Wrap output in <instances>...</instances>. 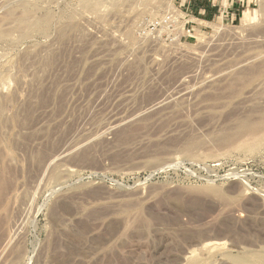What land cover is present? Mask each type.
Masks as SVG:
<instances>
[{"label":"rangeland","instance_id":"1","mask_svg":"<svg viewBox=\"0 0 264 264\" xmlns=\"http://www.w3.org/2000/svg\"><path fill=\"white\" fill-rule=\"evenodd\" d=\"M195 1L0 0V264H264V0Z\"/></svg>","mask_w":264,"mask_h":264},{"label":"crops","instance_id":"2","mask_svg":"<svg viewBox=\"0 0 264 264\" xmlns=\"http://www.w3.org/2000/svg\"><path fill=\"white\" fill-rule=\"evenodd\" d=\"M192 9L194 10V12H197L198 14L203 13H207L210 16L215 15L217 12V8L215 6L214 3L208 1V2H204V1H195L192 4Z\"/></svg>","mask_w":264,"mask_h":264},{"label":"bare ground","instance_id":"3","mask_svg":"<svg viewBox=\"0 0 264 264\" xmlns=\"http://www.w3.org/2000/svg\"><path fill=\"white\" fill-rule=\"evenodd\" d=\"M180 15V14H179ZM27 16V15H26ZM247 16V15H246ZM245 16V17H246ZM24 18H26L25 16H24ZM48 18V17H47ZM22 19H23V17H22ZM26 19H24V20H22V22L24 21V22H27V20L25 21ZM40 23V22H39ZM212 26L213 27H215V29H216V25L215 24H212ZM216 30H218V29H216ZM189 49V48H188ZM220 242V241H219ZM213 243V242H212ZM215 243H217V242H215ZM209 244V243H208ZM210 245H212V244H210Z\"/></svg>","mask_w":264,"mask_h":264},{"label":"built area","instance_id":"4","mask_svg":"<svg viewBox=\"0 0 264 264\" xmlns=\"http://www.w3.org/2000/svg\"><path fill=\"white\" fill-rule=\"evenodd\" d=\"M176 12H177V9H176ZM173 13V12H172ZM189 31H191V30H189Z\"/></svg>","mask_w":264,"mask_h":264}]
</instances>
